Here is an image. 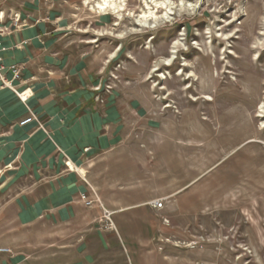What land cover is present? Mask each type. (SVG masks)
Masks as SVG:
<instances>
[{
    "label": "rangeland",
    "instance_id": "374dc122",
    "mask_svg": "<svg viewBox=\"0 0 264 264\" xmlns=\"http://www.w3.org/2000/svg\"><path fill=\"white\" fill-rule=\"evenodd\" d=\"M98 2L0 0V35L20 40L30 72L94 80L102 116L136 147L122 149L135 173L120 181L99 161L101 185L144 204L120 211L109 193L106 207L77 174L66 179L74 165L25 106L0 125V264H264V0H164L167 17L145 0H120L119 13ZM25 87L12 95L22 105ZM31 124L41 136L11 133Z\"/></svg>",
    "mask_w": 264,
    "mask_h": 264
},
{
    "label": "crops",
    "instance_id": "0c3cea01",
    "mask_svg": "<svg viewBox=\"0 0 264 264\" xmlns=\"http://www.w3.org/2000/svg\"><path fill=\"white\" fill-rule=\"evenodd\" d=\"M5 39L6 37L0 35V67H2L0 73L8 83V86H2L0 81V125L3 121L8 124L15 123L17 119L21 118L19 115L23 114L24 107L27 106L36 115H39L40 119L50 129L58 147L66 152L68 159L74 165V172H68L65 176L66 179H69L68 176L72 177V175L75 176L77 174L96 191L101 204L106 207L109 203V193L118 197L120 207L122 206L120 211L142 206L144 202H137L136 191L123 192L121 194L120 189L123 186L119 184L113 187L112 190L108 188L111 191H108L105 185H101L109 182V180L101 179L103 176L106 177L107 174L104 175L102 173L103 164H100L99 161L107 157L109 161L106 163V168L110 169L108 170L110 175L117 176L119 178L118 181H120L123 177H128L131 174L130 172L135 173V170L130 171L128 169L127 172L123 170L124 166L121 163L122 149L127 148L135 152L136 147L131 150L130 147L122 146L120 143V124L118 126L109 124L108 120L102 116L101 107L95 99L96 94L86 89L88 88L87 83H94V80L90 78L87 79V83L84 81V83L79 84V79L74 77L72 73L68 77H64V80H59L60 77H58L57 71L48 70L49 77L44 74L30 72L31 70L23 65L25 61L24 49L19 47V44H21L20 40L17 38V45L11 46L4 42ZM9 67H20L19 75L15 77L8 70ZM50 74L52 75L51 77ZM25 79H31L33 82H26ZM25 84H28L27 89L29 91L24 93L23 97H26L25 99L28 98V100L25 105H22L12 95L14 91H24L26 89ZM10 103L13 106V112L10 113L13 114L7 117L4 114L6 112L4 105L8 106ZM34 128V124L28 125L23 130L15 125L11 129V133L18 136L19 132L24 131L35 136H41V132L34 130ZM0 133L4 134L5 132ZM47 147L50 153L48 160L49 177L51 179L55 176L52 180H56L58 160L55 155L51 156L52 152L55 151L52 145L49 144ZM128 150H124V152ZM17 153L18 150L16 153L14 150L10 152L6 162L10 164ZM132 156L135 158V154ZM128 157H124L123 163L133 161V157ZM79 189L85 191L88 190V187L86 185L83 187L82 183H80ZM117 192H120L119 195H117ZM130 194L136 196L135 202L122 205L123 200L125 199L124 202H126Z\"/></svg>",
    "mask_w": 264,
    "mask_h": 264
},
{
    "label": "bare ground",
    "instance_id": "6f19581e",
    "mask_svg": "<svg viewBox=\"0 0 264 264\" xmlns=\"http://www.w3.org/2000/svg\"><path fill=\"white\" fill-rule=\"evenodd\" d=\"M87 1L89 2V1H95V0H87ZM98 3L99 4H97L96 8L98 10H100L101 12L110 10V11H114L115 13H119V12L124 10V9H122V6L120 5V0H99ZM152 5L157 6L158 7L157 9H160V10L164 9L166 17L170 14V9H168L164 0H163V2H159V3H158V0H145L146 9H150ZM154 12L155 13H153V11L150 10V12H148V13H146V12L143 13L141 16V20L143 22H147L150 20H156V17H157L156 14L158 13V11L156 10ZM204 99L208 100V101L211 100V98L209 96L205 97Z\"/></svg>",
    "mask_w": 264,
    "mask_h": 264
},
{
    "label": "built area",
    "instance_id": "2783aa9c",
    "mask_svg": "<svg viewBox=\"0 0 264 264\" xmlns=\"http://www.w3.org/2000/svg\"><path fill=\"white\" fill-rule=\"evenodd\" d=\"M1 70H2V67H0V72H1ZM11 72L13 73V75H14L15 77L18 76V70L15 69V67H11ZM0 81H1V83H2V86H8V83L4 80L3 76L1 75V73H0ZM22 96H23V95H22ZM25 100H26V99H25ZM32 122H36V117H35L33 114H30V117H28V118L22 120V121L20 122V125H21V126H24V125L30 124V123H32ZM81 200L83 201V203H84V205H85L86 207H88V208H91V207H92L93 202H92L91 200H89L88 197H86V196L83 195V196L81 197ZM149 206H150L152 209H154V210H160V209L163 208V202H162L161 200H154V201H151V202L149 203Z\"/></svg>",
    "mask_w": 264,
    "mask_h": 264
}]
</instances>
